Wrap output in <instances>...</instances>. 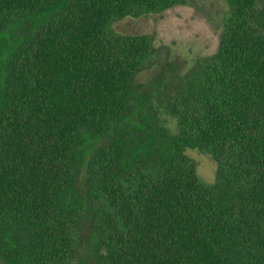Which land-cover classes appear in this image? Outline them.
I'll list each match as a JSON object with an SVG mask.
<instances>
[{
    "label": "trees",
    "instance_id": "obj_1",
    "mask_svg": "<svg viewBox=\"0 0 264 264\" xmlns=\"http://www.w3.org/2000/svg\"><path fill=\"white\" fill-rule=\"evenodd\" d=\"M184 2L0 0V264H264V0L146 86L159 51L114 25Z\"/></svg>",
    "mask_w": 264,
    "mask_h": 264
},
{
    "label": "rangeland",
    "instance_id": "obj_2",
    "mask_svg": "<svg viewBox=\"0 0 264 264\" xmlns=\"http://www.w3.org/2000/svg\"><path fill=\"white\" fill-rule=\"evenodd\" d=\"M225 12L226 0H185L160 14L124 19L114 28L119 33L143 35L153 40L160 56L157 64L140 77V82L146 86L163 82L168 86L197 61L216 54ZM173 68L177 70L173 72ZM186 154L197 163L201 182L214 186L217 183L216 162L197 150H187Z\"/></svg>",
    "mask_w": 264,
    "mask_h": 264
}]
</instances>
